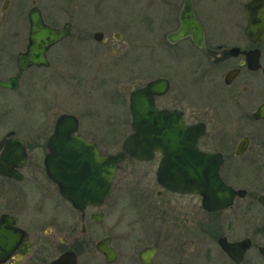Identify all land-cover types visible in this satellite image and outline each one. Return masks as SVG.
<instances>
[{
    "label": "flooded vegetation",
    "instance_id": "obj_1",
    "mask_svg": "<svg viewBox=\"0 0 264 264\" xmlns=\"http://www.w3.org/2000/svg\"><path fill=\"white\" fill-rule=\"evenodd\" d=\"M48 1L0 0V39L8 41L4 47L7 52L20 49L18 57L27 51L30 12L36 8L45 24L57 29L66 25L70 28L68 35L49 47L48 59L55 49L85 52L87 48L94 51L95 46L101 45L105 60L109 56L129 55L128 43H123L128 24L108 26L80 21L82 25L74 30L72 14L63 22L49 19L45 11ZM86 1L92 3L93 0H81L79 13L84 10ZM190 1L193 31L176 40L169 37L182 28L187 0H148L145 4L156 8L159 29L155 34L158 44L152 45L148 40L145 43L151 46L146 49L156 47L166 52L169 69L158 71L157 76L133 90L161 78L169 81V89L155 97L156 107L180 111L185 124L196 127L197 148L210 155L207 162L220 166V175L226 184L244 191L235 199L239 202L238 224L244 236L230 240L224 235V212L234 205L211 210L212 204L203 193L173 191L161 185L157 173L164 154L160 150H156L151 159L142 161L127 155L117 166L105 200L99 205L76 208L50 177L46 164L50 153L48 141L55 126L48 136L47 128L37 126L27 135L12 128L0 132V231H7L8 242L0 247V264H264V174L260 170L264 167V117H258L259 108L264 104V0H224V34L210 29L206 0ZM28 5H31L29 9ZM99 8L98 1V11ZM87 27L95 29L94 32L88 34ZM99 32L102 35L98 37ZM117 60L113 64L119 65L121 59ZM173 63L182 64L185 74L175 72L170 67ZM44 66L31 65L25 71ZM49 66L50 63L45 67ZM213 83L217 84L215 91L209 87ZM224 107L230 110L227 115H224ZM232 107L237 110L234 112ZM237 113L239 127L234 134L226 124H233ZM76 134L96 144L101 155L111 154L101 148L95 136L81 133L80 126ZM8 146L17 147L10 154L13 157H5ZM128 161L146 166L157 163L154 172L159 190L136 184L141 190L135 192L134 202L140 199L143 203L145 218L139 220L143 224L141 233H148L151 222L155 221V225L163 228L155 235L144 233L145 236L137 239L118 240L113 234L117 226L114 220L111 231L102 238H95L109 213L105 205L114 194L121 166ZM226 165L231 168L227 173L236 176L241 173L234 167L241 166L243 170L244 166L250 177L240 181L241 185L233 186L224 178ZM109 208L113 210L117 206L113 204ZM135 222H131L132 228ZM165 227H170L171 235H164ZM133 231L135 233L136 229ZM87 234L89 237L85 238ZM224 237L230 243L247 240L238 248L239 252L244 248L242 255H237L239 260L224 249V242L219 241ZM98 245L108 247L113 254H104ZM68 252H73L74 256H65Z\"/></svg>",
    "mask_w": 264,
    "mask_h": 264
},
{
    "label": "rangeland",
    "instance_id": "obj_2",
    "mask_svg": "<svg viewBox=\"0 0 264 264\" xmlns=\"http://www.w3.org/2000/svg\"><path fill=\"white\" fill-rule=\"evenodd\" d=\"M98 1L99 11L97 10ZM147 1L93 0L92 3L86 1L83 13H79V9H82L81 0H49L45 6L46 14L52 22H63L72 14L74 30L82 25L80 21L108 26L128 24L123 43H128L126 50L129 55L119 58L109 56L105 60L102 45L95 46L94 51L87 48L85 52L83 50L70 52L64 48L55 49L49 55V67L29 69L21 73L15 66L17 52L20 49L7 52L4 47L8 41L0 39L1 78L20 76V85L17 90L0 89V132L15 128L21 134L27 135L38 126V128H47L45 131L47 135H45L48 136L60 115L72 113L80 119L81 133L88 134L90 137L95 136L104 151L111 154L121 153L122 142L132 133L129 109L131 91L135 87L144 85L148 79L157 76L158 71L167 72L169 69L167 66L169 58L166 52L157 50L156 47L153 50L146 49V46H151L146 45V41L151 40L152 45L158 44L159 41L155 35L159 31L158 13L155 7L145 6ZM204 4L208 8L207 21L210 29L214 33L224 34L226 23L224 0H206ZM30 6L28 5V9ZM93 10L97 13H93ZM87 28L88 34L95 30ZM124 56L127 57L122 60ZM117 59H121L120 64H113L118 61ZM170 67L179 75L185 74L180 63H173ZM150 72L152 73L148 75ZM215 85L217 84L213 83L209 87H213L215 91ZM232 108L234 112L237 110L235 107ZM229 111L227 107H224V115H227ZM238 115L239 113L234 116L233 124H226L229 131L234 134L239 127ZM156 164L154 162L152 166H146L145 163L128 161L121 166L115 181L114 194L105 205L109 213L105 216L104 224L98 227L99 233L95 238H102L107 231H111L109 228L111 224H114V220L117 221L116 230L113 233L116 239L132 238L133 240L138 236H145L144 233L147 232L141 233L143 224L139 222L140 218H145L143 203L140 199L138 203L134 202L135 192L141 190L136 184L141 185L142 188L152 187L156 191L159 190L154 172ZM234 168L235 171L238 168L241 175L227 173L231 168L226 165L224 178L233 186H238L241 185L240 181L247 180L250 176L244 166L243 170L241 166ZM260 170L261 174H264V167ZM113 204L117 208L111 210L109 206ZM224 216V235L226 234L230 240H238L244 236L243 229L238 224L240 223L238 201L224 212ZM132 221H136L133 227L136 229L135 233L131 225ZM155 223L151 222L147 234L155 235L163 228ZM168 228L170 227H165V231L167 230L164 232L165 236L172 233L168 231ZM84 237L88 238L89 234Z\"/></svg>",
    "mask_w": 264,
    "mask_h": 264
},
{
    "label": "water",
    "instance_id": "obj_3",
    "mask_svg": "<svg viewBox=\"0 0 264 264\" xmlns=\"http://www.w3.org/2000/svg\"><path fill=\"white\" fill-rule=\"evenodd\" d=\"M185 6L182 28L169 37L172 40L193 31L191 1L187 0ZM30 20V44L27 51L17 57V66L21 71L31 65L48 66L50 62L46 53L49 47L68 35L70 30L69 25L57 29L45 24L42 14L36 8L31 10ZM101 35L100 32L97 33L98 37ZM19 85L17 76L7 79L0 77V88L16 90ZM168 89L169 81L161 78L131 93L133 133L124 140V150L118 154L101 155L96 144L76 134L79 130V119L76 115L63 114L58 118L55 131L48 141L50 153L47 155L46 164L50 177L61 187L64 197L74 207L83 209L89 204H101L110 192L118 164L127 155L142 161L151 159L156 150L164 154L157 173L158 180L164 187L173 191L201 192L212 204L211 210L231 207L236 197L244 194V191L236 190L222 180L219 165L207 162L210 155L197 148L199 135L196 134V127L187 126L180 111L159 110L156 107L155 97L164 94ZM259 116L264 117V104L259 108ZM16 148L8 146L5 157H13L10 154ZM219 241L224 242V249L233 257L242 255L244 248L241 252L238 248L247 242L230 243L226 237ZM6 243L7 231L1 230L0 247ZM97 247L106 255L113 254L106 246ZM64 255L74 256V253L68 252Z\"/></svg>",
    "mask_w": 264,
    "mask_h": 264
}]
</instances>
